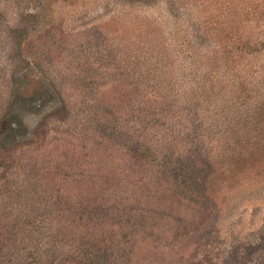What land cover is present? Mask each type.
<instances>
[{
  "label": "trees",
  "instance_id": "16d2710c",
  "mask_svg": "<svg viewBox=\"0 0 264 264\" xmlns=\"http://www.w3.org/2000/svg\"><path fill=\"white\" fill-rule=\"evenodd\" d=\"M251 2L250 13L187 15L186 36L153 19L127 68L104 46L87 65L107 71L102 85L88 79L87 122L61 151L37 156L44 167L23 214L0 215V264H155L164 244L197 233L206 202L264 170V14ZM13 7L0 0V25ZM55 95L34 90L17 111L37 113Z\"/></svg>",
  "mask_w": 264,
  "mask_h": 264
},
{
  "label": "rangeland",
  "instance_id": "374dc122",
  "mask_svg": "<svg viewBox=\"0 0 264 264\" xmlns=\"http://www.w3.org/2000/svg\"><path fill=\"white\" fill-rule=\"evenodd\" d=\"M252 3L255 14H264V0ZM220 9L252 11L248 0H14L0 25V215L10 209L14 217L23 214L24 193L36 187L44 167L37 159L61 151L87 122L88 79L94 75L99 86L107 73L104 65L94 73L87 65L104 59L105 45L117 47L115 56L127 68L138 46L150 43L153 19L160 33L186 36L187 15L210 18ZM254 20L250 28L257 27ZM79 68L84 72L77 91ZM45 87L55 91V102L37 113L17 111L25 96ZM19 122L26 129L10 137L8 127ZM245 179L206 202V218L194 223L197 233L164 244L154 263L264 264V170Z\"/></svg>",
  "mask_w": 264,
  "mask_h": 264
}]
</instances>
